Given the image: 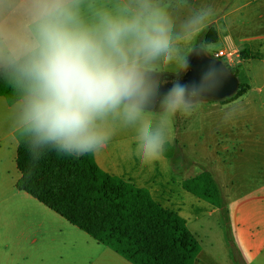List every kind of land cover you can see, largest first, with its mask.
I'll list each match as a JSON object with an SVG mask.
<instances>
[{
    "label": "clouds",
    "instance_id": "1",
    "mask_svg": "<svg viewBox=\"0 0 264 264\" xmlns=\"http://www.w3.org/2000/svg\"><path fill=\"white\" fill-rule=\"evenodd\" d=\"M215 15L191 0H0L11 130L33 161L49 151L91 159L128 138L131 163L153 167L175 120L220 86L223 69L209 64L198 81L165 87L206 51L196 41Z\"/></svg>",
    "mask_w": 264,
    "mask_h": 264
},
{
    "label": "crops",
    "instance_id": "2",
    "mask_svg": "<svg viewBox=\"0 0 264 264\" xmlns=\"http://www.w3.org/2000/svg\"><path fill=\"white\" fill-rule=\"evenodd\" d=\"M191 2L210 4L216 13L196 42L213 29L218 50L245 56L237 76L245 68L246 81L235 76L249 90L227 104H204L198 117H178L170 132L173 158L151 168L131 163L128 138H117L94 160L186 222L200 245L194 264H264V0ZM9 107L0 97V264H132L15 188L18 143L6 119ZM202 171L218 184L226 215L183 188Z\"/></svg>",
    "mask_w": 264,
    "mask_h": 264
},
{
    "label": "trees",
    "instance_id": "3",
    "mask_svg": "<svg viewBox=\"0 0 264 264\" xmlns=\"http://www.w3.org/2000/svg\"><path fill=\"white\" fill-rule=\"evenodd\" d=\"M216 41V32L208 30L203 42L208 46ZM165 79L177 80L178 76L166 75ZM248 90V85L238 83L236 92L221 100L222 104L241 98ZM0 97L10 106V89L3 83ZM14 136L18 143V191L132 264L195 263L200 245L186 222L155 203L147 190L108 175L94 158L76 159L49 151L39 161H33L25 144ZM174 154L175 146L168 144L165 156L173 158ZM182 186L226 215L220 188L209 172L185 179Z\"/></svg>",
    "mask_w": 264,
    "mask_h": 264
},
{
    "label": "water",
    "instance_id": "4",
    "mask_svg": "<svg viewBox=\"0 0 264 264\" xmlns=\"http://www.w3.org/2000/svg\"><path fill=\"white\" fill-rule=\"evenodd\" d=\"M209 64H214L217 67H222L223 76L222 81L218 89L212 94L206 96L203 100H223L232 96L238 87L237 78L229 72V70L218 60L209 58L205 52L202 54L190 55V69L185 73H180L178 79H182V82L193 83L199 80L202 72L206 69ZM172 82H168L165 87L171 85ZM163 91V89H161Z\"/></svg>",
    "mask_w": 264,
    "mask_h": 264
},
{
    "label": "rangeland",
    "instance_id": "5",
    "mask_svg": "<svg viewBox=\"0 0 264 264\" xmlns=\"http://www.w3.org/2000/svg\"><path fill=\"white\" fill-rule=\"evenodd\" d=\"M221 47V42L220 41H216V43H214V44H211V45H209V46H207L206 47V51H204L205 52V54L209 57V58H211V59H215L214 58V55H215V53H217L219 50V48ZM239 53V52H238ZM240 54V53H239ZM240 56L241 57H243V58H246L245 56H243L242 54H240ZM238 69V68H237ZM243 71H241V72H239V76H237V70L235 71V72H233V75L235 74L236 76H237V78H238V80H239V82H241L242 81V83H244L245 81H246V78H245V76H246V70H245V68H243L242 69ZM172 72H170V73H168L167 75H169V74H171ZM180 74V73H179ZM179 74H177V73H173L172 74V76H177V75H179ZM175 80H168V82H174ZM214 102H216V103H220V104H222V101L221 100H216V101H213V100H203L202 101V106H204V104H214ZM200 110V109H199ZM198 113H199V111L198 112H196L192 117H198ZM192 117H189V118H192ZM188 118V119H189ZM179 119H183V118H179ZM197 168H199V167H197ZM197 168H194V169H197ZM198 170V169H197Z\"/></svg>",
    "mask_w": 264,
    "mask_h": 264
},
{
    "label": "built area",
    "instance_id": "6",
    "mask_svg": "<svg viewBox=\"0 0 264 264\" xmlns=\"http://www.w3.org/2000/svg\"><path fill=\"white\" fill-rule=\"evenodd\" d=\"M214 58L220 61L231 73L235 72L243 61L238 52L230 49L219 50L215 53Z\"/></svg>",
    "mask_w": 264,
    "mask_h": 264
}]
</instances>
